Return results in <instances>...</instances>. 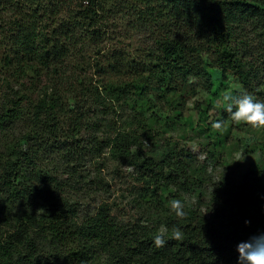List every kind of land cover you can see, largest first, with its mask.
<instances>
[{"label":"trees","instance_id":"1","mask_svg":"<svg viewBox=\"0 0 264 264\" xmlns=\"http://www.w3.org/2000/svg\"><path fill=\"white\" fill-rule=\"evenodd\" d=\"M230 78L264 101V0H0V264H237L264 233V172L221 177L179 219L169 201L199 199L207 168L154 129L167 94L202 90L198 124L173 123L224 149ZM101 158L132 169L121 205L100 201Z\"/></svg>","mask_w":264,"mask_h":264},{"label":"rangeland","instance_id":"2","mask_svg":"<svg viewBox=\"0 0 264 264\" xmlns=\"http://www.w3.org/2000/svg\"><path fill=\"white\" fill-rule=\"evenodd\" d=\"M122 39L125 41V45H129L127 48H138L141 46V39L139 38H136L135 42L131 45L128 39L124 37ZM227 85L229 90L225 94L232 93L235 95L236 93L240 95L244 92L233 78L227 80ZM198 92L200 95H195L194 97L192 92L187 91H183L181 96L167 94L165 98L168 99V103H163L164 109H169L168 104L170 103L173 104L176 113L166 110L167 120L154 127L159 132V135L162 136L163 140L166 139L168 142H172L173 147L184 148L186 151L194 153L198 166H205L207 168L206 178L208 180L207 184L201 189V193L199 194L200 198H197V193H189L185 197L184 205L186 207L188 205L195 206L198 204V200L202 204H206L212 184L218 182L223 176L233 174V176L236 175L239 178L241 174L247 171L249 165L255 170L264 172V128H252L241 122L230 121L221 130L213 132L214 137L223 139L224 149H218L212 143H208L210 140L205 136L197 135L195 131L188 127L173 123L175 114L181 113L184 117L188 115L192 116L193 124L195 126L198 124L197 117H195L193 111L195 106L194 102L197 97L201 96L202 99L206 97V94L202 90H198ZM219 104L221 107L220 110H223V102ZM114 117L116 118L114 123L120 126L119 121H117L118 115ZM165 144L162 141V145ZM156 145L157 140H145L144 142L145 150L150 153L156 149ZM219 153L221 157H217ZM98 160L91 165L97 164V168L101 165L100 171L108 184L104 188L105 192L103 195L100 194V201L105 198L109 203L114 202L121 205V202L129 200L133 177L131 171H128V168L125 166L117 168L113 161L106 163L103 158ZM91 165H87L86 168L89 169ZM95 172V170L90 169L87 171V175L89 178H92ZM90 204L95 208L93 201ZM93 208L90 209L92 210Z\"/></svg>","mask_w":264,"mask_h":264},{"label":"clouds","instance_id":"3","mask_svg":"<svg viewBox=\"0 0 264 264\" xmlns=\"http://www.w3.org/2000/svg\"><path fill=\"white\" fill-rule=\"evenodd\" d=\"M222 102L223 110L231 121L241 122L252 128H264V101L257 99L253 94L246 91L240 95L227 93L222 97ZM210 123L213 129L219 131L224 127L225 121L219 119ZM128 171H132L131 167H128ZM169 208L177 218H186L185 205L180 199L169 201ZM249 223L250 221H245L246 225ZM167 232V228H161L154 235L153 244L155 247L165 246ZM171 239L183 240V232L179 227L172 228ZM235 251L238 253L237 264H264V233L250 236L247 240L238 242Z\"/></svg>","mask_w":264,"mask_h":264}]
</instances>
